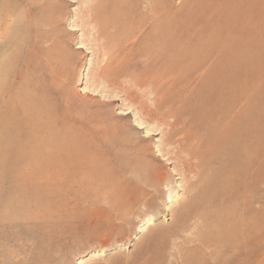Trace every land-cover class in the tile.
<instances>
[{
	"label": "rangeland",
	"instance_id": "374dc122",
	"mask_svg": "<svg viewBox=\"0 0 264 264\" xmlns=\"http://www.w3.org/2000/svg\"><path fill=\"white\" fill-rule=\"evenodd\" d=\"M214 1L162 0L164 46L171 45L175 35L168 26L181 22L179 30L195 32V46L208 44L219 50L226 46L229 54L241 50L244 58L239 57L252 68L237 82L240 88L222 89L225 81L220 78L209 86L214 94L232 91L249 100L257 113L258 132L245 155L223 156L235 157L238 169L245 171L246 178L237 180L244 182L240 199L246 201L238 198L239 203L232 202L238 205H233L220 193L217 180L215 188L210 187L214 200L209 203L215 202L204 206L210 208L209 218L194 220L197 205L204 200L199 193L202 186L190 189L189 181L183 182L168 157L159 153L162 142L176 141L170 140L176 121L171 108L160 109L157 102L169 94L148 99L143 90L134 89L133 79L113 86L98 80L96 73L106 68L109 57L96 49L95 55L78 49L81 33L73 31V24L79 5L0 0V264H34L46 255H54L53 264H224L222 259L225 264H264V12L252 15L240 0ZM84 2L81 10L88 8V0ZM151 2L155 1L138 0L137 5L152 20L147 6ZM129 65L135 76L141 73L135 58ZM161 78L154 88H169L172 78ZM200 83L195 80L192 87L199 89ZM201 97L195 100L197 116L203 115ZM144 108L151 113H144ZM159 173L164 174L161 183L156 181ZM135 186L143 189L139 204L110 226L105 219L106 197L119 189L131 192ZM250 197L257 198V255L249 244L244 251H220L221 230L216 223L223 210L240 211L252 201ZM221 203L226 204L224 209ZM196 232L203 233L205 244Z\"/></svg>",
	"mask_w": 264,
	"mask_h": 264
},
{
	"label": "bare ground",
	"instance_id": "6f19581e",
	"mask_svg": "<svg viewBox=\"0 0 264 264\" xmlns=\"http://www.w3.org/2000/svg\"><path fill=\"white\" fill-rule=\"evenodd\" d=\"M62 1H67L79 5L78 10H76V19L73 24V31L81 33V41L78 49L86 48L87 50H89V53H94L96 49L104 54L106 53L108 56L105 57H109L106 68H100L96 73V78L98 80H105V83L107 82L110 86H113L120 83L121 80L133 79L135 81L134 87H136L134 89H138L137 92L143 90L145 98L148 95V97H151V95L153 94L157 98L165 93L169 94V97H167V99L158 98L157 102L158 108L160 109L171 108V115L176 121L170 135V140L176 139V141L173 143H169L164 139L165 142H162L163 145L161 144L162 146L160 147L159 153L161 152L162 154L160 155H164L163 157L169 158H167V160L170 161L169 164H173L174 169L178 173H180L179 175L182 179H179H181L183 182L189 181L190 189L194 186L196 187L197 185L202 186L199 189V193L203 195L204 200L199 203L200 205H197L198 211L195 216L193 215L194 220H196L197 218L203 220L204 218L208 217L207 210H209L210 208H207L206 210L204 206L211 200H214L213 197L211 198L210 187L217 180L220 181V193L228 196L229 202L232 203L233 201H235L239 203L241 191L244 189V182L242 180H237V178H246L245 171L243 172L242 170L238 169L237 163H235V157H233V159H223V156H233L236 153H244L245 155V152H249L250 150V145L248 146L249 140L251 138L255 140L257 138L256 136L258 132L257 113L254 109H252L250 101L245 100L239 94L232 92L235 89L240 88L237 82L241 80L243 74H245L247 69L252 68V65L250 63L246 61L249 64L247 65L244 63L242 58H240L243 57L241 56L242 51L240 50L241 54L238 52L237 54L235 52L237 50L229 54L227 47H224V45L222 46L221 44V48L224 47L225 49L219 50L216 49L217 47L213 45H199L200 43L195 46V43L193 41V35L195 34V32L190 30H179V25L181 22H176L177 20L175 21L176 26H168V29L171 32L173 31L172 33H174L175 35L173 37L172 44H168L169 46L165 47L162 0H153L155 1L154 3L151 2L152 4H147V6L150 5L151 7V12H153L152 15L154 14V19L152 18L153 21L151 20V18L144 17L146 14L143 15L140 11L142 9H139V6L137 5L138 0H136L137 3H135L134 0H88V8H85V10H81V4H83L84 6L85 0ZM210 1L212 2V0ZM240 1L247 4L246 10L252 15H254V13L256 15L258 13L263 14L264 0ZM213 2L215 3L214 0ZM200 7L201 9H205L203 5ZM147 10L149 11V8ZM232 18L234 19V16ZM258 18L260 20V17ZM148 19H150L152 22H150ZM235 21H237V19ZM242 23L240 22V24ZM236 29H238V26ZM219 39L221 40V36ZM230 39L232 40V38ZM134 58L139 62L140 67H142L141 73H137V76L134 75V73L132 72L133 68L131 69V65H129L130 61L134 60ZM245 60L248 59L246 58ZM216 66H219V69L217 71H214ZM166 75L172 78L170 87L165 90L154 88L155 84H157L160 79L162 80L161 77ZM217 78L225 81L222 85V89L230 88L232 91H230L229 93L220 92L219 94H214L211 90L212 86L210 87L209 84L213 81L218 80ZM198 79L199 81L201 80L200 84L203 85L199 89L198 87L193 88L194 86L192 87V84L195 80L197 82ZM113 88L117 89L116 86ZM124 90L122 89V91ZM127 94H129V92ZM143 94L142 97H144ZM137 95L138 94H136V98ZM200 95L202 96L201 98L203 100V103L200 105L203 115L197 116L196 108H198V105L195 100ZM145 98L142 99L145 100ZM130 100L133 101V99L131 98ZM144 100L142 101V105ZM144 104L147 107L146 103ZM169 105H171V107H169ZM145 110L146 109L144 108V113H148V111L150 112V109H147L148 111L146 110V112ZM247 113H251L252 116L249 115L251 116V118L247 119ZM121 114L126 115V113ZM243 135V140L242 142H240L239 137ZM249 135L251 136L249 137ZM2 141L3 139L0 137V143ZM242 164L241 165L244 166L245 163ZM213 165H218V167L215 168V166ZM161 174L156 178V181L158 183H161L164 179V174ZM212 188L215 187L212 186ZM185 190L188 189L186 188ZM142 191L143 189L141 187L135 186L134 190L131 192H126L125 190L121 191V189H119L118 193H114L113 195L111 194L110 196L106 197V201L109 204V211H105L107 217L105 219L108 220L110 226H113L117 222L124 220L128 213H132L135 206L139 204V193H141ZM114 192L117 191L115 190ZM215 193H213L214 196ZM219 198H215V200ZM225 199L226 198H224L223 201ZM251 199L252 201L249 204H246L248 206L243 205V208L240 211L238 210L237 212H232L231 210H229L230 212H225L223 210L221 219L216 223V227L218 226L217 228L221 230V241L219 240L221 247L220 251H222L223 248L227 249L228 252H231L229 251L230 248L231 250H234L236 248V250L238 249L244 251L247 248L248 244L251 246V250H253L252 252L255 253V251L258 250L257 239L259 238L258 234L260 233H258L259 217L257 214V198L252 197ZM240 200L241 202H245L246 198L243 197ZM213 202L215 201H212L211 203ZM225 203L224 205H226ZM238 203L232 204L238 205ZM224 205L222 206L221 203L223 209ZM193 206H195V204ZM213 210L211 211V213L215 212ZM219 213L220 212H218L217 217H219ZM205 223L208 225L210 222ZM107 226L106 229H108ZM196 229L197 225L195 230ZM183 230L186 231L185 229ZM138 232L142 233L144 232V229L139 230ZM218 233L219 231L215 234L218 235ZM195 234H199V232H196ZM197 238L201 243L205 244L204 240H206V237L203 235V233L197 235ZM196 240L197 239H195V241ZM195 241H193V243H195ZM217 248L219 249V247ZM47 253L49 254V252ZM206 253H209V251H207ZM235 253L236 252H234L233 254ZM255 255L257 254L255 253ZM53 256L51 257V255H46L41 260L37 262L35 261L36 263L34 264H53ZM206 258V260H209L208 257ZM215 261L219 262V259ZM221 262L224 264L226 263L225 261L223 262V259ZM84 263L85 262L83 261L78 262V264ZM229 263H231V261ZM208 264H212V262Z\"/></svg>",
	"mask_w": 264,
	"mask_h": 264
}]
</instances>
